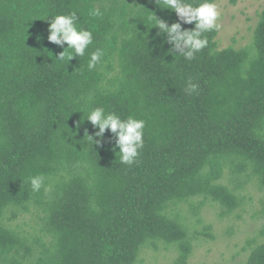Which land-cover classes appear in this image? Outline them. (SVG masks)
Instances as JSON below:
<instances>
[{"label": "trees", "instance_id": "16d2710c", "mask_svg": "<svg viewBox=\"0 0 264 264\" xmlns=\"http://www.w3.org/2000/svg\"><path fill=\"white\" fill-rule=\"evenodd\" d=\"M94 7L102 17L89 16ZM71 12L93 43L56 61L67 45L48 41L44 20ZM154 15L179 22L156 0H0V264H136L150 241L184 264L193 238L183 205L193 212L199 198L231 214L240 201L220 183L226 167L264 186V10L249 47L218 49L208 32L191 61L167 54ZM97 48L104 56L90 71ZM96 107L146 122L134 164L120 162L108 131L102 146L88 142ZM38 174L47 194L31 191ZM25 214L33 234L14 224ZM243 264H264V242Z\"/></svg>", "mask_w": 264, "mask_h": 264}, {"label": "rangeland", "instance_id": "374dc122", "mask_svg": "<svg viewBox=\"0 0 264 264\" xmlns=\"http://www.w3.org/2000/svg\"><path fill=\"white\" fill-rule=\"evenodd\" d=\"M221 30L217 32L218 49L249 47L264 0H217ZM220 183L239 197V206L229 215H221V207L201 199L193 201L194 211L182 206L180 220L192 236V249L184 264H243L251 250L264 242V186L249 170L234 176L224 168ZM176 210V208H173ZM33 215L25 214L14 224L29 233L38 231ZM39 235L40 233L37 232ZM195 236V238H194ZM139 253L136 264H179L178 251L163 241H150ZM163 246V247H162Z\"/></svg>", "mask_w": 264, "mask_h": 264}, {"label": "clouds", "instance_id": "9594fccd", "mask_svg": "<svg viewBox=\"0 0 264 264\" xmlns=\"http://www.w3.org/2000/svg\"><path fill=\"white\" fill-rule=\"evenodd\" d=\"M156 4L175 13L179 21L169 25L167 21L157 19L155 15L150 17L155 21L152 28L158 29L159 34L166 37V43L172 46L167 54L175 52L191 61L197 53L208 46L209 41L204 34L221 30L220 12L214 0H156ZM89 16L102 17L103 12L94 7L89 11ZM78 19L77 14L71 12L44 20L49 22L48 41L61 48L67 45L56 61H63L65 54L68 55V62L76 57H83L86 49L93 43L92 32L79 28ZM184 24L194 27L190 30L183 29ZM103 56V49L97 48L90 54L87 68L90 71L94 70L101 63ZM185 91L191 95L198 91V85L189 81ZM85 120L89 121L94 129H98L92 135L85 132L91 146L94 144L102 146L105 132L108 131L115 141L113 151L119 149L117 156L120 162L130 166L137 161L140 150L144 147L143 135L146 124L144 120L131 116L121 119L115 113H106L103 107L91 110ZM45 179L41 174L28 177L31 191L39 193L43 190L47 194L50 187L45 184Z\"/></svg>", "mask_w": 264, "mask_h": 264}]
</instances>
